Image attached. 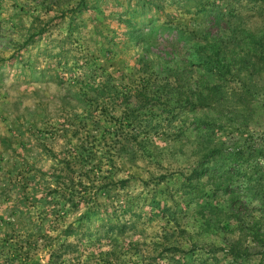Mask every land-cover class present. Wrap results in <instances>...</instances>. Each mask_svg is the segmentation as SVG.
Returning a JSON list of instances; mask_svg holds the SVG:
<instances>
[{
    "label": "rangeland",
    "instance_id": "obj_1",
    "mask_svg": "<svg viewBox=\"0 0 264 264\" xmlns=\"http://www.w3.org/2000/svg\"><path fill=\"white\" fill-rule=\"evenodd\" d=\"M262 187L264 0H0V264H261Z\"/></svg>",
    "mask_w": 264,
    "mask_h": 264
},
{
    "label": "trees",
    "instance_id": "obj_2",
    "mask_svg": "<svg viewBox=\"0 0 264 264\" xmlns=\"http://www.w3.org/2000/svg\"><path fill=\"white\" fill-rule=\"evenodd\" d=\"M263 189V187H262ZM264 190V189H263ZM261 190V191H263ZM263 208H264V204H263ZM257 236H259V233H256ZM256 242L254 243V245H248L246 247V252H254L256 250L259 249L258 253L256 254H261V264H264V253H262L263 251H261L262 249H264V239L262 237V239H258L256 237ZM235 249V248H234ZM230 253L227 255V256H230V259L226 262V261H222L220 259V257H216L215 256V253H217V251H208L207 252V255H209V259L202 262V264H239V259H241L242 255H240L239 252H237L235 254V250H231L229 251ZM246 256H249V253L246 255ZM179 264H184V263H181V260L178 261Z\"/></svg>",
    "mask_w": 264,
    "mask_h": 264
}]
</instances>
